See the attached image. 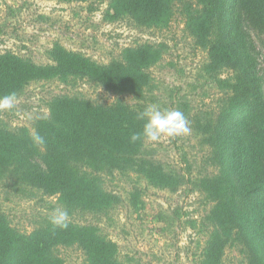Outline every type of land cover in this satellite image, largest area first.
Masks as SVG:
<instances>
[{
  "label": "rangeland",
  "instance_id": "374dc122",
  "mask_svg": "<svg viewBox=\"0 0 264 264\" xmlns=\"http://www.w3.org/2000/svg\"><path fill=\"white\" fill-rule=\"evenodd\" d=\"M115 0H0V53L12 52L31 62L53 63L60 46L80 52L90 61L108 65L122 60V52L150 45L158 53L147 69L149 84L141 95L114 92L85 76L37 77L17 92L10 111H0V128L33 130L39 118L50 116L54 96L85 98L95 104L122 102L137 112L155 104L161 110H180L190 132L143 144V154L119 160L96 173L101 188L113 196L110 206L93 210L68 206L22 180L9 167L0 174V212L10 226L30 232L51 222L56 209L66 210L68 223L93 228L99 238L112 241L120 264H202L203 254L217 231L225 244L218 264H252V255L236 230L225 234L215 216L208 191L219 173L211 143L213 123L226 107L236 81L231 65L210 66L207 43L187 24L201 11L200 0L171 4L161 26L138 23L129 14H114ZM242 27L251 44L264 87V24L248 16ZM230 82V83H229ZM155 164L174 176V184H149L141 166ZM221 217V216H220ZM62 264H89L79 245H58Z\"/></svg>",
  "mask_w": 264,
  "mask_h": 264
},
{
  "label": "trees",
  "instance_id": "16d2710c",
  "mask_svg": "<svg viewBox=\"0 0 264 264\" xmlns=\"http://www.w3.org/2000/svg\"><path fill=\"white\" fill-rule=\"evenodd\" d=\"M84 1V0H80ZM114 14H129L138 23L165 25L175 0H115ZM178 1V0H176ZM181 1V0H180ZM201 11L187 24L209 48L210 66L231 65L238 71L229 103L219 112L210 136L219 173L208 194L225 234L226 223L252 255L264 264V87L242 18L264 24V0H200ZM53 63L41 66L12 52L0 53V95L15 92L37 77L85 76L114 92L141 95L149 84L148 68L158 58L153 46L127 48L120 59L99 65L80 52L54 47ZM139 112L122 102L95 104L85 98L58 95L50 102V116L39 118L33 130L0 128V174L9 167L22 180L63 204L103 210L113 196L99 185L96 173L123 159L143 154L144 141L130 142L142 130ZM33 131L45 138L32 142ZM89 169V170H88ZM149 184L168 187L174 176L155 164L141 166ZM221 216V217H220ZM86 226L61 229L48 223L30 232L14 229L0 212V264H62L58 245H79L89 264H120L115 244L99 238ZM202 264H218L224 240L214 231Z\"/></svg>",
  "mask_w": 264,
  "mask_h": 264
},
{
  "label": "clouds",
  "instance_id": "9594fccd",
  "mask_svg": "<svg viewBox=\"0 0 264 264\" xmlns=\"http://www.w3.org/2000/svg\"><path fill=\"white\" fill-rule=\"evenodd\" d=\"M15 92L0 95V111H10L17 103ZM137 119L144 120L142 130L130 137V142L146 141L159 142L162 138H172L186 135L190 132L189 121L180 110H161L153 104L137 115ZM32 142L37 147H43L45 138L33 131ZM51 223L55 227H68L69 215L66 210L56 209L51 216Z\"/></svg>",
  "mask_w": 264,
  "mask_h": 264
}]
</instances>
